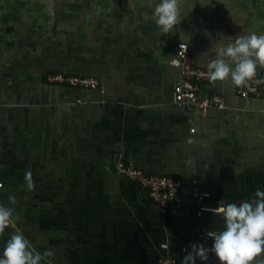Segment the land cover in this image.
Listing matches in <instances>:
<instances>
[{
    "label": "crops",
    "instance_id": "0c3cea01",
    "mask_svg": "<svg viewBox=\"0 0 264 264\" xmlns=\"http://www.w3.org/2000/svg\"><path fill=\"white\" fill-rule=\"evenodd\" d=\"M152 6L0 0V199L16 220L0 248L19 230L36 250L54 252L51 264H158L179 256L198 227L222 230L210 211L220 200L264 190V95L244 99L228 80L205 82L199 96L219 93L228 108L184 106L171 64L180 41L206 68L224 36L264 34V0H181L184 19L168 34ZM48 72L96 76L104 90L50 84ZM119 155L209 191L202 216L193 203L184 218L165 212L116 172Z\"/></svg>",
    "mask_w": 264,
    "mask_h": 264
},
{
    "label": "clouds",
    "instance_id": "9594fccd",
    "mask_svg": "<svg viewBox=\"0 0 264 264\" xmlns=\"http://www.w3.org/2000/svg\"><path fill=\"white\" fill-rule=\"evenodd\" d=\"M151 18L161 34L172 32L184 19L181 0H153ZM224 38V43L212 48L213 58L206 65L209 82L228 80L237 87L245 85L256 76L258 66L264 68V34L244 31ZM180 47L185 49L186 45ZM256 83L264 84V78ZM25 180L31 190L34 184L30 172ZM8 200L15 203L13 196ZM210 211L220 216L222 230L208 234L213 241L208 247L192 243L183 249L186 255L180 264H196L197 259L206 262L209 253L214 254L218 264H264V259L257 258L264 254V190L257 188L252 197L239 203L220 200ZM9 227L16 228L14 209L0 203V235ZM53 256L50 249L36 250L19 230L11 232L0 248V264H51Z\"/></svg>",
    "mask_w": 264,
    "mask_h": 264
},
{
    "label": "built area",
    "instance_id": "2783aa9c",
    "mask_svg": "<svg viewBox=\"0 0 264 264\" xmlns=\"http://www.w3.org/2000/svg\"><path fill=\"white\" fill-rule=\"evenodd\" d=\"M181 44L186 45V48H181ZM171 64L178 69V82L174 88V100L176 103L184 106L194 105L202 110L210 107L218 109L228 108L224 96L219 93L209 94L204 97L199 96L202 84L209 82L207 68L192 64L189 58V44L187 42L180 41L177 43ZM261 78V72L257 69L255 77L247 81L245 85L237 87V94L244 99L262 97L264 95L262 84L256 83V80ZM45 80L50 84L66 85L73 88L99 89L102 92L104 90L102 82L96 76L92 75L72 74L69 72H48ZM76 102L79 103L81 100L79 99ZM114 166L117 173L133 180L140 188L145 190L152 202L157 204L165 212L178 218L185 217L186 203L197 205L199 207L198 215L202 216L205 208L204 203L211 196L209 191H204L199 186L185 189L179 178L148 173L133 160L127 159L123 155L116 157ZM3 187L4 183L0 180V190ZM213 232L218 231L209 230L202 226L198 227L196 236L181 247L179 256H162L159 258L158 264H180V260L186 255L183 249L192 243H201L206 247L210 246L213 241L208 234ZM196 264H218V261L214 254L209 253V258L206 262H201L197 259Z\"/></svg>",
    "mask_w": 264,
    "mask_h": 264
}]
</instances>
